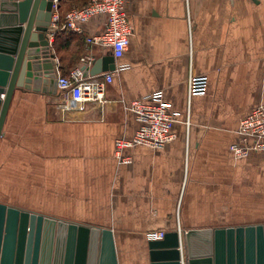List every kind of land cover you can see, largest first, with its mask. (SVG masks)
Returning a JSON list of instances; mask_svg holds the SVG:
<instances>
[{
	"label": "crops",
	"instance_id": "0c3cea01",
	"mask_svg": "<svg viewBox=\"0 0 264 264\" xmlns=\"http://www.w3.org/2000/svg\"><path fill=\"white\" fill-rule=\"evenodd\" d=\"M127 11L130 46L103 103L63 111L54 83L15 92L0 138V202L110 228L119 264H150L149 231L264 224V151L231 150L241 120L264 105V0H132ZM104 29L99 16L83 33L59 30L56 76L70 75L89 53L86 38ZM191 76L208 78L204 94L189 95ZM156 91L176 116L175 138L125 148L122 162L115 142L139 128L128 106Z\"/></svg>",
	"mask_w": 264,
	"mask_h": 264
},
{
	"label": "water",
	"instance_id": "95a60500",
	"mask_svg": "<svg viewBox=\"0 0 264 264\" xmlns=\"http://www.w3.org/2000/svg\"><path fill=\"white\" fill-rule=\"evenodd\" d=\"M53 7L54 0L0 1V138L16 91L58 86L47 36ZM115 60L96 58L86 74L115 70ZM148 249L150 264H264V224L169 231ZM0 264L119 261L110 228L0 202Z\"/></svg>",
	"mask_w": 264,
	"mask_h": 264
},
{
	"label": "built area",
	"instance_id": "2783aa9c",
	"mask_svg": "<svg viewBox=\"0 0 264 264\" xmlns=\"http://www.w3.org/2000/svg\"><path fill=\"white\" fill-rule=\"evenodd\" d=\"M132 0H90L83 7L68 10L62 17L58 12L59 0H54L53 14L47 36L49 42L55 39L59 30L85 32V25L93 18L103 16L105 29L103 32L92 34L86 38L88 54L80 59L79 65L70 75L59 74L58 88L62 92L63 101L59 104L63 111H84L87 103H103L105 90L114 80L116 72L123 66H116L115 70L91 75L89 72L96 56L91 52L92 46H99L108 50L115 59L122 58L129 49L133 26L128 15L127 5ZM189 3L190 0H184ZM206 76H191L188 80L190 96L204 94L207 90ZM128 109L132 111L139 128L132 138H120L115 142V156L122 162L129 161L123 157L125 148L147 146L162 149L174 140L175 114L165 102L162 91L146 95L142 99L130 102ZM241 141L231 145V150L237 157L247 156L251 151H264V105L251 110L244 117L238 130ZM164 230H152L146 233L148 240H160L165 236Z\"/></svg>",
	"mask_w": 264,
	"mask_h": 264
},
{
	"label": "rangeland",
	"instance_id": "374dc122",
	"mask_svg": "<svg viewBox=\"0 0 264 264\" xmlns=\"http://www.w3.org/2000/svg\"><path fill=\"white\" fill-rule=\"evenodd\" d=\"M61 1H64L63 4L68 3V4H67V7H68V9L70 10V9H72V8L83 7V6H85L90 0H79V1H82V2H80L79 4H78V3H75L73 0H60V2H61Z\"/></svg>",
	"mask_w": 264,
	"mask_h": 264
}]
</instances>
